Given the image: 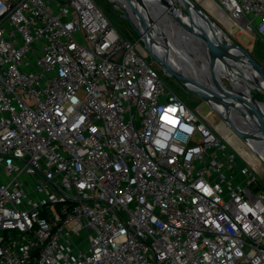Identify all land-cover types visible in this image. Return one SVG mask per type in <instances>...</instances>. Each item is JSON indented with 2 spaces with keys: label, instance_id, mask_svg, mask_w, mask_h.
Listing matches in <instances>:
<instances>
[{
  "label": "built area",
  "instance_id": "2783aa9c",
  "mask_svg": "<svg viewBox=\"0 0 264 264\" xmlns=\"http://www.w3.org/2000/svg\"><path fill=\"white\" fill-rule=\"evenodd\" d=\"M213 1L264 42V0ZM144 51L96 0H0V264H264L260 158Z\"/></svg>",
  "mask_w": 264,
  "mask_h": 264
},
{
  "label": "bare ground",
  "instance_id": "6f19581e",
  "mask_svg": "<svg viewBox=\"0 0 264 264\" xmlns=\"http://www.w3.org/2000/svg\"><path fill=\"white\" fill-rule=\"evenodd\" d=\"M112 1L117 4L119 2L125 7L129 17L134 20L137 30L148 35L154 52L160 55L163 59L167 60L173 68L175 67L181 73L200 81L202 84L219 93L230 91L250 100H252V97L248 96L244 87L264 91V77L243 58H239V54L235 51L232 53L233 58L222 56L221 53H216L213 46L209 44H199V41H197L191 34L190 37L188 33L189 30L197 28V30H201L200 35L210 37L217 43L219 41L224 42L221 37L223 34L221 28L217 26L212 27L209 23H206L204 17L195 11L196 9L194 10L193 6L192 12L199 26H197L196 22H190V19L181 11L179 6H174L179 0H168L171 2V5L167 6V12H170L180 24L183 23L187 27H184L185 30H180L172 24L171 19L165 16L166 10L162 3H158V6H154L152 0H143L144 5L149 6L148 8H145L144 5L142 6L138 4L136 0H132L138 7L136 9L126 0ZM207 5L212 6V8L219 7L213 0H207ZM216 13H218L219 18L228 19V25L230 27L232 26V21L227 17V15L223 14L220 9H218ZM165 26L170 27V31L167 28L165 29ZM180 42L186 44L185 50L181 48ZM188 48H191V51ZM189 54H194V58L189 57ZM194 60L196 61L194 62ZM240 61H243V63L247 65H244ZM214 64L225 68L234 89H230L225 86L224 83L218 79V77L211 78L209 71L210 69L212 70V65ZM205 74L206 77L204 76ZM224 106L226 108L224 113H227V115L230 116V122L233 125L236 124L240 130L247 132L252 136L242 138L240 136L237 137L232 135L229 137L228 134L232 129L225 123L219 124L220 126L218 125V129L222 131L226 137L228 136L229 140L235 144L238 149H240V146L243 145V142L249 143H245L247 148L244 150L245 153H243L247 155L251 161H254L255 163L259 162V157H257L259 156L258 153L264 158V142L257 138V135H259L258 132L254 133V128L257 125V119L254 116V112L251 107L240 101L231 100L229 105ZM260 106L264 109V103H261ZM250 144L253 146V149L251 146H248Z\"/></svg>",
  "mask_w": 264,
  "mask_h": 264
},
{
  "label": "rangeland",
  "instance_id": "374dc122",
  "mask_svg": "<svg viewBox=\"0 0 264 264\" xmlns=\"http://www.w3.org/2000/svg\"><path fill=\"white\" fill-rule=\"evenodd\" d=\"M196 1L202 5L204 10L215 20V22L221 27V29L228 33L232 44L237 46V48H235V50H236L235 52L237 54H239V58H243L247 63H249L248 59L244 55V53L246 52L257 63H260L262 66H264V42L263 41L252 39V37L249 34H247L246 32L239 31L238 28H234L231 31V27L227 23L228 19H226V18L221 19V18H219L218 13H216V11L218 9H220L219 7H213L212 8V6L207 5V0H196ZM97 2L104 9V11L111 18V20L116 24V26L118 27L120 32L125 37L130 38L134 42L137 40L140 41V44L142 45V47L145 50L144 52H146V54L148 55L147 56L148 63L160 72V74L163 76V78L173 87V89L177 92V94L180 95L185 100V102H187V104L194 111L199 113L198 109H199V107H201L202 111H201V113H199V115L200 116H206L210 112L211 113L210 118L214 121V126H217L221 123H225L228 127H231V129H233L232 125L228 124L227 122H223L224 118L221 117L206 101H204L195 92L191 91L181 81L176 79L174 76L170 75L162 67V65L155 60V58L146 49L144 41L139 36V34L136 30L135 24H134L135 23L134 20H132L129 17L127 10L125 9V7L121 3L118 2V4H117L116 2H113L112 0H97ZM176 3H177V6H179V8L181 9V11L184 14H186V16L189 18V15L187 14V11H186L185 7L182 5V3L180 1H177ZM162 5L166 10L165 16H167L169 19H171L172 24H174L177 29L185 30L183 25L180 24L178 22V20H176V18L172 16V14L170 12H167V5H165V4H162ZM189 35H190V33H189ZM190 37H191V35H190ZM221 37H222V40L224 42L228 41V38L224 33L221 35ZM77 38L80 39V36L78 34H77ZM180 46L182 49L186 48L185 43L181 42ZM188 49H190V51H191V48H188ZM193 56H194V54H189V57L192 58ZM195 61L196 60H194V62ZM240 62L243 63V61H240ZM243 64L247 65L245 63H243ZM212 70L214 71V73L216 74L218 79L220 81H222V83H224L225 86H227L230 89H234V86L230 81L229 75L227 74V72L223 66L219 67V66L214 64V65H212ZM204 76L206 77V74ZM244 89H245L246 93L248 94V96H250V97L254 96L258 100L264 101V91H262L260 89H248L247 87H244ZM227 118L229 120H231L230 116H228V115H227ZM234 126H236V124ZM233 131H235V130L233 129ZM220 132L222 135H224L222 131H220ZM233 133L234 132L230 131L228 136L229 137L232 136ZM233 136H237V135H233ZM245 143L243 142V145L240 146V149H243V152L247 148L246 144H249V143H246V144ZM259 158L261 161H260V163H258V170H259L261 178H263V180H264V158H261V157H259Z\"/></svg>",
  "mask_w": 264,
  "mask_h": 264
},
{
  "label": "water",
  "instance_id": "95a60500",
  "mask_svg": "<svg viewBox=\"0 0 264 264\" xmlns=\"http://www.w3.org/2000/svg\"><path fill=\"white\" fill-rule=\"evenodd\" d=\"M126 1H128L129 4H131L136 9L138 8L137 5L135 4V2H133L132 0H126ZM136 1L138 4H140L142 6L144 5L143 0H136ZM179 1H181V3L184 5V7L187 11V14L189 15L190 22H193V23L196 22V24H197V20L195 19L193 12H192L193 11L192 6H193V9L194 10L196 9L195 11H197L198 13H200L204 17L206 23H209L212 27L217 26V27L221 28L215 22V20L204 10L202 5L199 4L196 0H179ZM152 3L154 6H158V3L159 4L162 3V4H165L167 6L171 5V2L168 0H152ZM176 5L177 4H175L174 6H176ZM146 7L148 8L149 6L147 5V6H145V8ZM181 24L183 25V27L187 28L185 24H183V23H181ZM197 26H199V25L197 24ZM166 28L169 29V31H170V27L165 26V29ZM136 30H137V28H136ZM137 32H138L139 36L141 37V39L144 41L146 49L155 58V60L157 62H159L162 65V67L170 75L174 76L176 79L181 81L191 91L195 92L204 101H206L221 117L224 118L225 122L232 125L233 129L235 130L234 132H236L242 138H245L247 136H252V135L248 134L247 132L240 130L239 128H237L236 126H234L230 122V120L227 118V113H224V110L226 109L224 105H229L230 100L231 101H240L246 105H249L251 107L252 111L254 112V116L257 119V125L254 128V133L258 132L259 135H257L258 136L257 138H259L262 142H264V124H263L264 109L260 106V104L264 103V101L258 100L254 96H252V100H250L244 96L235 94V93L230 92V91H227L225 93H219V92L211 89L210 87L202 84L200 81H198L194 78L188 77L187 75L178 71L175 67L173 68L168 63L167 60L163 59L162 57H160V55H158L154 52L152 45L150 44L148 35L141 33L139 30H137ZM222 32L227 36V38H228L227 42H220L219 41L217 43L216 41L212 40L210 37H207V36L204 37V36L200 35L201 30L199 31V30H197V28L190 29L188 33H190L197 41H199V44H204V45L209 44V45L213 46L216 53H221L222 56H228L230 58H233L232 53L234 51H236L235 48H237V46L232 44L227 32H225L223 30H222ZM244 55L248 59L250 65H252L254 67V69L264 77V66H262L260 63H257L246 52L244 53ZM209 74H210L211 78H217L216 74L211 69L209 71ZM253 135H256V134H253Z\"/></svg>",
  "mask_w": 264,
  "mask_h": 264
},
{
  "label": "trees",
  "instance_id": "16d2710c",
  "mask_svg": "<svg viewBox=\"0 0 264 264\" xmlns=\"http://www.w3.org/2000/svg\"><path fill=\"white\" fill-rule=\"evenodd\" d=\"M97 1V0H96ZM98 3V2H97ZM99 4V3H98ZM260 41V40H259Z\"/></svg>",
  "mask_w": 264,
  "mask_h": 264
}]
</instances>
